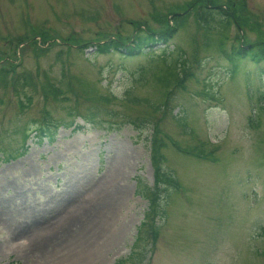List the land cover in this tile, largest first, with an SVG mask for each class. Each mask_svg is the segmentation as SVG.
Listing matches in <instances>:
<instances>
[{"label":"rangeland","instance_id":"rangeland-1","mask_svg":"<svg viewBox=\"0 0 264 264\" xmlns=\"http://www.w3.org/2000/svg\"><path fill=\"white\" fill-rule=\"evenodd\" d=\"M236 1L264 33V0ZM191 4L198 2L0 0V71L8 69L6 85L0 83V264L128 258L149 208L136 194L137 180L155 183L151 142L158 119L168 139L189 151L203 143L212 156L180 153L168 141L164 166L181 186L169 192L149 264H264V82L254 64L247 61L230 79L226 58L205 47L206 29L194 15L166 47L177 52L169 62L178 51L190 59L191 72L179 85L164 88L159 80L169 78L159 58L163 45L136 56L95 47L140 34L136 24L160 29L161 18ZM231 24L220 36L228 51L241 45ZM246 35L262 47L258 31ZM168 92L169 105L158 112L136 101L163 105ZM70 111L77 114L73 126L61 127L53 143L40 142L35 128L43 118L65 124ZM87 111L111 116L93 126L84 121ZM136 118L148 119L140 130L125 122ZM22 146L25 154L4 160L2 153Z\"/></svg>","mask_w":264,"mask_h":264},{"label":"trees","instance_id":"trees-1","mask_svg":"<svg viewBox=\"0 0 264 264\" xmlns=\"http://www.w3.org/2000/svg\"><path fill=\"white\" fill-rule=\"evenodd\" d=\"M196 2H198L197 5L191 4L186 6L183 11L180 7L171 10L168 15H165L159 21L160 25H162L160 29L153 30L148 25L144 24L143 26L142 24H136L137 30L141 31L140 34L128 38L123 36H118L116 38L111 37L112 39L109 38L102 44L98 43L95 46L96 50L100 54H107L116 51L126 56H136L142 54L147 48H155L161 45L165 48L169 47L178 31L183 30L190 17L194 15L195 20L206 29L204 30L206 39L204 41L205 47L207 49L215 50V53L219 54L221 58H226L228 67H230L234 76L239 75L241 69H243V65L247 63V61L251 62L261 70V65L264 62V33L259 32L260 25L251 24L249 22V16L239 13L244 10V3L242 2L240 8L237 7L238 3L236 0H196ZM231 22L232 24L234 23L240 31L238 35L239 37L237 36V42L241 45L237 47L233 46L231 51H228L227 37H224L223 40H221L220 36L222 33L227 36L225 32L228 31V25ZM141 26L145 29L141 30ZM247 29L251 32L258 31L259 37L257 39L262 43V49L257 48L256 43H252L248 40L246 35ZM40 37H42L43 41H46L44 39H47L45 33H42ZM23 40L25 39L23 38L22 41ZM20 45L21 41H19L15 47L19 48ZM86 47H88L87 43H82L79 49L84 50ZM167 50V48L164 49L159 55V58L163 61L162 65L165 67L164 71H167L169 75V78L164 75L159 79L164 83V88H168L172 84L179 85L183 80L182 77L184 76L185 78H188L189 73L191 72V66L189 64L190 59H188L187 53H180L178 51V54H180L179 58L169 62L168 59H173L172 57L177 54V52L174 53L173 51ZM4 68L5 67H1L0 83L6 85L8 69ZM245 79L247 81V86H249L248 78ZM13 85L15 86V89H17L15 83ZM204 89L205 95L210 96L211 99L214 100L215 96L212 95L214 93L213 90L210 89L209 86H205ZM206 90H208V92ZM169 96L170 92L165 94V100L162 102L163 105L150 104L147 99L136 101L137 103H146L152 107L154 112H158L161 108L165 107V105H169ZM98 99L102 102L109 100L108 97L104 96L98 97ZM128 101L133 103L131 100ZM20 107L23 108L21 103ZM75 115L77 114L74 113V111L68 113L69 118L75 117ZM100 116L101 118H105V121L101 120ZM110 116V112L100 114L99 112L87 111L83 117L86 123L93 126H101L102 124L108 123L107 119ZM158 120L153 123V138L151 142V159L155 173V183L150 186L142 178H138L137 180L136 194L148 201L149 208L138 229V236L134 243L131 255L126 259L119 260L116 264H149L153 258V254L161 236V226L158 224V221L166 219L169 192L172 190H179L181 186L178 179L168 173L164 166V149H166L168 141H170L171 145L180 153L185 152L187 155L191 154L198 159L206 160L212 156V154H206V145L203 143L196 147V151L193 149L189 151V149H184L174 140L168 139V136L161 128V119ZM147 121L148 119L136 118L133 120H126L125 122L140 130ZM178 122L184 124V119H179ZM72 124V122L64 124L61 121H55L45 116L38 128H35V133L40 142L46 139L49 143H53L58 129L61 127L69 128ZM28 138V133L22 131V141L25 142ZM25 153L26 149L22 146L18 152H15V154H2L4 160L8 162ZM147 245L151 247L149 249L150 252L147 251Z\"/></svg>","mask_w":264,"mask_h":264}]
</instances>
